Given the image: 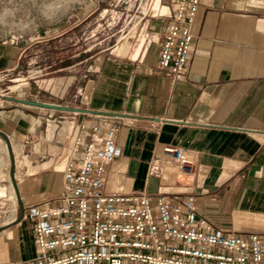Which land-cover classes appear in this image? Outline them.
I'll return each instance as SVG.
<instances>
[{"label":"crops","instance_id":"0c3cea01","mask_svg":"<svg viewBox=\"0 0 264 264\" xmlns=\"http://www.w3.org/2000/svg\"><path fill=\"white\" fill-rule=\"evenodd\" d=\"M169 19L147 17L142 28L160 37ZM192 32L194 46L182 78L156 67L159 39L148 42L143 36L138 42L140 30L136 42L120 45V57L101 62L86 101L76 105L125 114L105 189L163 192L181 204L193 193L198 213L217 229L264 235V0H200ZM12 41L0 39V72L14 69L25 55ZM6 96L0 93V130L24 154L15 179L25 207L61 190L63 171L53 168V160L58 167L66 160L73 119L92 123L99 116ZM58 116L70 118L68 132L57 128ZM165 144L184 147L195 169L179 172L163 152ZM152 165L161 167L160 173H151ZM0 187L7 192L0 197L17 200L11 182ZM23 215L0 230V264H25L35 254L31 219Z\"/></svg>","mask_w":264,"mask_h":264},{"label":"built area","instance_id":"2783aa9c","mask_svg":"<svg viewBox=\"0 0 264 264\" xmlns=\"http://www.w3.org/2000/svg\"><path fill=\"white\" fill-rule=\"evenodd\" d=\"M199 3L154 0L151 7L153 17L170 18L156 36V67L174 78L184 76L192 53ZM0 20L14 19L4 9ZM154 38L148 35V42ZM98 116L92 123L73 119L75 132L61 168V190L24 207L36 244L25 264H264V235L217 229L198 213L193 193L181 204L163 192L107 191L104 175L116 158L122 119ZM162 149L179 172L195 169L184 147L165 144ZM150 168L151 173L161 171L156 165Z\"/></svg>","mask_w":264,"mask_h":264},{"label":"rangeland","instance_id":"374dc122","mask_svg":"<svg viewBox=\"0 0 264 264\" xmlns=\"http://www.w3.org/2000/svg\"><path fill=\"white\" fill-rule=\"evenodd\" d=\"M153 5L154 0H0V13L5 9L14 19L8 23L0 20V39L20 34L12 43L25 48L19 65L9 72H0V93L15 96L18 92L27 99L61 100L81 106L104 59L120 57L118 49L124 42L129 45L131 41L140 42L143 36H155L152 30L145 34V27L142 28L143 19L153 17ZM17 17L22 20L17 22ZM59 119L64 121L58 122ZM69 119L58 116L54 123L68 132ZM12 152L18 170L24 154L18 147ZM10 161L0 135V186L11 182ZM59 163L53 160V168H62ZM12 198L16 199L14 194ZM19 210L18 199L0 197V222L17 217Z\"/></svg>","mask_w":264,"mask_h":264},{"label":"water","instance_id":"95a60500","mask_svg":"<svg viewBox=\"0 0 264 264\" xmlns=\"http://www.w3.org/2000/svg\"><path fill=\"white\" fill-rule=\"evenodd\" d=\"M7 98H10V99H13L14 101H20L24 104H32V105H36V106H41V107H49V108H52V109H63V110H70V111H77V112H80V113H87V112H92V113H97V114H108V115H119V116H122V115H125L124 113L122 112H112V111H106V110H99V109H94V108H84V107H79V106H76V105H72V106H69V105H66V104H61V103H55V102H52V101H47V100H44V101H41V100H37V99H32V98H22V97H11V96H6ZM0 135L3 136L4 140H5V143L8 147V151H9V159H11L10 161V165H9V169H8V173L10 175V179H11V183L13 185V187L15 188V191H16V195H17V199L19 201V204H20V211H19V215L18 217L5 224V225H0V230L4 229L6 226H8L9 224L13 223V222H17L19 221L24 215V205H23V201H21L20 199V194H19V190H18V187H17V183H16V179H15V159L13 158V152H12V144H10V139H9V136L8 134L4 131V130H0Z\"/></svg>","mask_w":264,"mask_h":264},{"label":"bare ground","instance_id":"6f19581e","mask_svg":"<svg viewBox=\"0 0 264 264\" xmlns=\"http://www.w3.org/2000/svg\"><path fill=\"white\" fill-rule=\"evenodd\" d=\"M7 148H8V147H7ZM14 189H15V188H14ZM4 194H5V191H4V190H3V191L1 190V193H0V195H4ZM25 217H28V215L26 214V216H25ZM25 217H24V218H25Z\"/></svg>","mask_w":264,"mask_h":264}]
</instances>
